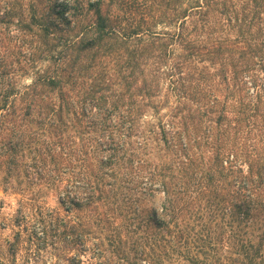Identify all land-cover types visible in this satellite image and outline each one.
Returning <instances> with one entry per match:
<instances>
[{
  "label": "trees",
  "instance_id": "1",
  "mask_svg": "<svg viewBox=\"0 0 264 264\" xmlns=\"http://www.w3.org/2000/svg\"><path fill=\"white\" fill-rule=\"evenodd\" d=\"M0 184V264H264V0H0Z\"/></svg>",
  "mask_w": 264,
  "mask_h": 264
},
{
  "label": "rangeland",
  "instance_id": "2",
  "mask_svg": "<svg viewBox=\"0 0 264 264\" xmlns=\"http://www.w3.org/2000/svg\"><path fill=\"white\" fill-rule=\"evenodd\" d=\"M16 199V194L4 190L0 184V217L12 214L16 207ZM44 202L50 207L55 205V199L52 195L47 196Z\"/></svg>",
  "mask_w": 264,
  "mask_h": 264
}]
</instances>
